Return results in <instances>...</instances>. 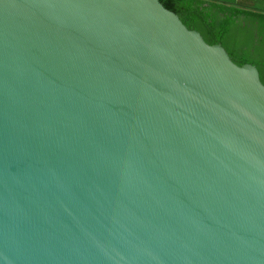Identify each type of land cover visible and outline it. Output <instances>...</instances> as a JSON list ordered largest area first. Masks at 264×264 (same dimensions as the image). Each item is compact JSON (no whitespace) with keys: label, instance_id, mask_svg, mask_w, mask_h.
<instances>
[{"label":"water","instance_id":"obj_1","mask_svg":"<svg viewBox=\"0 0 264 264\" xmlns=\"http://www.w3.org/2000/svg\"><path fill=\"white\" fill-rule=\"evenodd\" d=\"M0 264H264V83L160 0H0Z\"/></svg>","mask_w":264,"mask_h":264},{"label":"trees","instance_id":"obj_2","mask_svg":"<svg viewBox=\"0 0 264 264\" xmlns=\"http://www.w3.org/2000/svg\"><path fill=\"white\" fill-rule=\"evenodd\" d=\"M208 43H221L234 62L257 66L264 83V0H160Z\"/></svg>","mask_w":264,"mask_h":264}]
</instances>
